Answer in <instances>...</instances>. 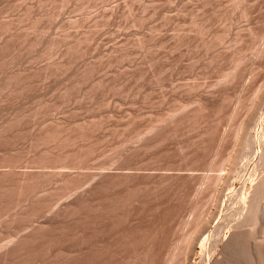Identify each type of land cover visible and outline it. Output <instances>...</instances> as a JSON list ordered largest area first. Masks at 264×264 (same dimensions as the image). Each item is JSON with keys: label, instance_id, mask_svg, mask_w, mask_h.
<instances>
[{"label": "rangeland", "instance_id": "obj_1", "mask_svg": "<svg viewBox=\"0 0 264 264\" xmlns=\"http://www.w3.org/2000/svg\"><path fill=\"white\" fill-rule=\"evenodd\" d=\"M263 183L264 0H0V264H264Z\"/></svg>", "mask_w": 264, "mask_h": 264}, {"label": "bare ground", "instance_id": "obj_2", "mask_svg": "<svg viewBox=\"0 0 264 264\" xmlns=\"http://www.w3.org/2000/svg\"><path fill=\"white\" fill-rule=\"evenodd\" d=\"M263 136V135H262ZM260 144V143H259ZM262 147V146H261ZM260 164V163H259ZM262 184V183H261ZM264 184V183H263ZM258 186H260V185H258ZM264 187V186H263ZM261 188V189H260ZM260 190H262V187L260 186ZM252 190V189H251ZM256 190H258V189H256ZM260 190H259V192H260ZM264 190V189H263ZM257 192V191H256ZM259 192H257V196H258V194H259ZM262 193L260 192V194L259 195H261ZM223 195V194H222ZM257 196H255L254 197V200H252L253 201V203H254V201H255V198L257 197ZM261 197V196H260ZM261 199V198H260ZM252 201L250 202V204H251V206L253 207V210H252V207L251 208H249V210H252L253 212L254 211H257L258 210V208H259V206L258 205H256V203L259 201V200H257L254 204L252 203ZM243 203V202H242ZM249 204V205H250ZM257 204H259V203H257ZM245 205V204H244ZM246 206H247V204H246ZM242 207H245V206H242ZM248 207V206H247ZM246 207V208H247ZM248 209V208H247ZM247 209H245V210H247ZM250 212V211H249ZM259 212V211H258ZM243 214H244V212H243ZM208 225V224H207ZM245 226V225H244ZM201 228V227H200ZM240 229V228H239ZM234 234V233H233ZM242 234V233H241ZM235 236H238V234L236 235V233H235ZM234 237V236H233ZM233 237H231V240L230 241H232V239H233ZM205 240H206V238H205ZM209 240V239H208ZM237 241V240H236ZM207 243H208V241L206 240V241H204V243L202 242V245L204 246V247H206V245H207ZM202 246V247H203ZM192 256V255H191ZM208 258V257H207ZM208 264V263H207Z\"/></svg>", "mask_w": 264, "mask_h": 264}]
</instances>
